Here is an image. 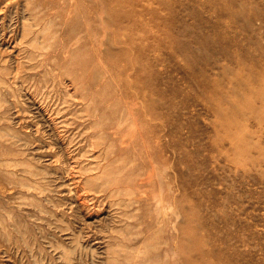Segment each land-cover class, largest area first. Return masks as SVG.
<instances>
[{
    "label": "rangeland",
    "instance_id": "1",
    "mask_svg": "<svg viewBox=\"0 0 264 264\" xmlns=\"http://www.w3.org/2000/svg\"><path fill=\"white\" fill-rule=\"evenodd\" d=\"M0 264H264V0H0Z\"/></svg>",
    "mask_w": 264,
    "mask_h": 264
},
{
    "label": "bare ground",
    "instance_id": "2",
    "mask_svg": "<svg viewBox=\"0 0 264 264\" xmlns=\"http://www.w3.org/2000/svg\"><path fill=\"white\" fill-rule=\"evenodd\" d=\"M108 1H110V0H108ZM117 2H120L121 0H116ZM61 2V1H60ZM93 2V1H92ZM71 4V2L69 1H66L65 2V7H67L68 5H70ZM93 10V11H92ZM121 11V10H120ZM97 17H98V13H97V10H96V7H93V5H92V8H91V12H90V15H87L86 16V29H89V30H91L90 28L91 27H93V25L95 24L96 25V23L98 22V19H97ZM50 24H52V21H50L49 22ZM47 25V24H46ZM52 25H54V23L52 24ZM36 26V25H35ZM87 38V40L88 41H95V38H94V36L92 35H90V33H88V36L86 37ZM34 39V38H33ZM27 41V40H26ZM41 44V43H40ZM44 49V48H43ZM216 54V53H215ZM125 70H126V68H125ZM41 90V89H40ZM43 95V94H42ZM61 98V97H60ZM74 99V98H73ZM56 108V107H55ZM57 108H58V106H57ZM55 113V112H54ZM54 116V115H53ZM66 116V115H65ZM64 118V117H63ZM58 120H59V118H58ZM57 121V120H56ZM63 122V121H62ZM86 122V121H85ZM61 123V122H60ZM57 125H59V123L57 124ZM61 128V127H60ZM132 128H134V127H132ZM71 136V135H70ZM64 139V138H63ZM124 143V142H123ZM59 153V152H58ZM57 153V154H58ZM60 158V157H59ZM63 160V159H62ZM102 162V161H101ZM100 163V162H99ZM118 170V169H117ZM63 172V171H62ZM137 173V172H136ZM71 174V173H70ZM135 174V173H134ZM62 175H64V174H62ZM141 180V179H140ZM126 183H127V181H126ZM144 183L143 182H140V183H138L137 185H138V187H141L142 185H143ZM84 193V192H83ZM139 196V195H138ZM143 196V195H142ZM140 197V196H139ZM146 197V196H145ZM147 199V198H146ZM145 199V200H146ZM144 200V201H145ZM148 200V199H147ZM136 201H137V197H136ZM169 201H171V205L174 203L173 202V198L172 199H169ZM134 204V203H133ZM114 207V206H113ZM121 207V206H120ZM174 208V207H173ZM136 210V209H135ZM134 212V211H133ZM171 216H172V213H171ZM130 218V217H129Z\"/></svg>",
    "mask_w": 264,
    "mask_h": 264
}]
</instances>
